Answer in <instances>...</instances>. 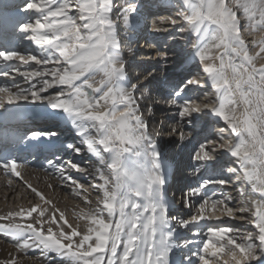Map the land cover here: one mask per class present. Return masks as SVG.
Segmentation results:
<instances>
[{
	"label": "snow or ice",
	"instance_id": "obj_1",
	"mask_svg": "<svg viewBox=\"0 0 264 264\" xmlns=\"http://www.w3.org/2000/svg\"><path fill=\"white\" fill-rule=\"evenodd\" d=\"M156 6L168 14L150 24L138 0L0 6V77L11 81L0 84V172L18 183L36 157L13 149L42 146L45 187L83 205L70 219L24 181L31 198L0 214L16 250L0 264H264V0ZM21 39L35 47L18 50ZM128 57L147 67L132 77ZM181 58L197 70L162 95L147 88ZM22 105L62 114L72 140L21 131ZM162 141L191 148L194 183L169 187Z\"/></svg>",
	"mask_w": 264,
	"mask_h": 264
},
{
	"label": "bare ground",
	"instance_id": "obj_2",
	"mask_svg": "<svg viewBox=\"0 0 264 264\" xmlns=\"http://www.w3.org/2000/svg\"><path fill=\"white\" fill-rule=\"evenodd\" d=\"M146 1L147 0H138L139 4L142 3V2H146ZM176 2H177V0L175 1V3ZM155 4L157 5V0H151V1L147 2L146 6L148 8L149 5L150 6H154ZM140 12H141L142 15H145V16L149 17V22L150 23L152 22L153 19L156 18L157 14H159V15L168 14L166 9L163 8V7H160V8L158 7L157 10H154L153 12L142 10V7H140ZM149 36H150V38L143 37L141 39V41H142L141 44H143L144 39L165 40L167 38V33H164V32H161V33H149ZM248 39H250V38H248ZM16 42L18 43L16 45V48L18 50H20V51L31 50L32 48L35 47V46L34 47L31 46V44L26 42V41L17 40ZM139 42H140V40H139ZM177 47H178V45H177ZM140 50H142L141 52L146 51V49H144L143 47ZM125 53H126L125 55L127 56L128 55L127 52H125ZM181 59H183V58H181ZM128 62H129V64H132L133 57H128ZM261 62H264V61H261ZM145 67H147V65L141 64V63H136L135 65H130V68H131L130 69L131 70V74L130 75L131 76H135L137 72L142 71ZM177 67H175V68H177ZM185 76H187V75H185ZM176 78L177 77H172V76H169V75L165 76V73H159L158 76H157V79L152 81L147 86V88L151 89L152 92H155V94H161L162 95V94L166 93L169 90V81H177L178 78L177 79ZM3 80H4V83H9V84L11 83L9 78H5V79L3 78ZM146 91H147V89H146ZM158 114H160V117H158L160 119L161 116H162V112L158 111ZM169 114H171V113H169ZM52 127H56V125H53ZM162 145L163 144L161 143V147H162ZM172 146L175 147L176 145L171 143V147ZM190 151H191L190 147L185 148V152H183V151L179 152V150H178V151L172 153L170 159L172 160L173 159L172 157L176 156L175 157L176 159L174 158L176 160V162H179V163H182V164L186 165L187 161L186 162L184 161L183 156L189 157ZM85 158H87V157L84 156V157H80V158H77V159H81L82 160V159H85ZM164 158H166V156ZM165 165H166V170H167L168 163L167 164L165 163ZM177 172H176V175H178ZM73 175L77 176V177L80 176V174H78V173H73ZM44 177H45V173L43 171L34 172V171L27 170L25 172V181L31 183L33 186H36L39 189H42L44 194L46 195V197H47V195L50 196V194H52L53 195L52 200L55 203H57L60 206L61 209H65L67 211V215L71 219L72 210L75 208L78 211L79 210L78 206H75L74 203H71L69 201V199L67 198V196H66V191H62L59 187H57L54 191L46 188L45 184H44ZM192 179L193 180L189 181L187 184L194 183L195 180H196V176L192 177ZM52 183L56 184L58 182L57 181H52ZM171 183L172 184L174 183V179H172V177H171ZM183 184H184V182L175 183V185H178V187L183 186ZM24 187L25 186L22 185V183H20V182L17 183L15 181H14L13 185L9 186L7 184V179L3 180V182H0V196H1L0 197V214H4L8 210L15 209L14 207L13 208H8L7 207V202L12 197L14 198V196H16V195L20 196L24 192ZM48 193H50V194H48ZM30 198L31 197L25 198L26 200L20 198L19 202L21 204H26L27 200L30 199ZM49 199H51V198H49ZM1 201H2V203H1ZM17 201H18V199H17ZM12 203H14V200H13ZM21 204H19L18 206H20ZM227 222L230 223V224H234V225H239L241 223L239 221H227ZM15 251L16 250L13 247L12 242L8 238H1L0 237V259L9 258V253H15ZM25 264H34V262L29 260V261H25Z\"/></svg>",
	"mask_w": 264,
	"mask_h": 264
},
{
	"label": "rangeland",
	"instance_id": "obj_3",
	"mask_svg": "<svg viewBox=\"0 0 264 264\" xmlns=\"http://www.w3.org/2000/svg\"><path fill=\"white\" fill-rule=\"evenodd\" d=\"M149 1H151V0H147L146 2L140 3L141 7L144 4V6L142 7V10H144L145 4H147V2H149ZM175 1L176 0H172L173 3H175ZM22 41H26V40H22ZM26 42H28V43L31 44V42H29V41H26ZM31 46L34 47V45H32V44H31ZM189 62L190 61H187L185 59H179V60H177L175 64L169 66L167 72L165 73V76L169 75V76H172V77H177L179 79L180 76L187 75L189 71L195 72V70H197L196 66L192 62H190V63ZM175 67H177V68H175ZM130 74H131V70H130ZM48 194H50V193H48ZM66 196H67V198L69 199V201L71 203H74L75 204V206H78V205L79 206H83L82 203L78 200V198H74L73 197V195L71 194V191L67 190L66 191ZM47 197L52 199L53 198V195L50 194V196L47 195ZM20 198H21V195L20 196L19 195H16V196H14V198L12 197L11 199L9 198L10 200L7 202V207L8 208H13V207L14 208H17L18 205L21 204L19 202V199ZM17 199H18V201H17ZM13 200H14V203H12ZM24 200H26V199H24ZM1 203H2V201H1Z\"/></svg>",
	"mask_w": 264,
	"mask_h": 264
}]
</instances>
